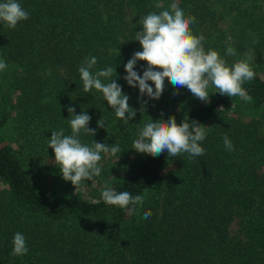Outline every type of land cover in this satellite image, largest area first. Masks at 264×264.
Instances as JSON below:
<instances>
[{
	"label": "trees",
	"instance_id": "1",
	"mask_svg": "<svg viewBox=\"0 0 264 264\" xmlns=\"http://www.w3.org/2000/svg\"><path fill=\"white\" fill-rule=\"evenodd\" d=\"M172 2L18 0L29 19L15 29L0 22V59L7 63L0 71V264H264V76L253 68L256 77L242 85L251 102L213 87L210 101H201L167 78L160 99L141 98L123 79L124 65L142 51L135 40L140 18ZM178 2L196 18L191 29L204 35L205 50L223 58L228 44L216 33L218 5L240 13L248 0ZM128 9L133 17H126ZM92 56L93 73L116 68L113 77L101 79H115L130 97L137 114L127 124L102 92H84L78 68ZM146 64L137 62L141 75ZM66 106L92 117L96 135L81 132L83 143L121 148L116 156L101 153V175L77 188L63 179L48 148L53 131L71 134ZM172 116L205 127L204 155L153 157L132 149L145 123ZM101 117L104 128L97 126ZM225 135L234 150H226ZM56 179L62 185L48 190ZM105 187L143 195V207L106 204ZM149 210L152 216L142 219ZM16 232L26 237V255H11Z\"/></svg>",
	"mask_w": 264,
	"mask_h": 264
},
{
	"label": "clouds",
	"instance_id": "2",
	"mask_svg": "<svg viewBox=\"0 0 264 264\" xmlns=\"http://www.w3.org/2000/svg\"><path fill=\"white\" fill-rule=\"evenodd\" d=\"M157 9H164L162 3L155 4ZM29 13L23 9L18 0H0V22L8 28L15 29L21 21L29 19ZM142 30L136 32L135 40L139 41L142 51H136L124 65L126 75L123 77L133 88L138 87L140 97L158 100L165 90V80L176 89L186 87L196 98L209 102V88L213 87L220 95L239 96L245 102H251L252 97L243 88L246 81L253 80L256 73L251 66L252 57L245 58L229 65L215 49L205 50L203 34L195 35L191 25L196 22L194 16L187 15L179 6L178 0H173L168 9L159 13L151 12L140 18ZM229 56L237 55L236 50L229 46L226 49ZM146 61V67L141 75L136 70L138 61ZM97 64L95 56L86 57L78 71L83 82L85 93L93 89L103 93L117 118L126 124L132 120L137 110L130 106V97L122 90L115 79L103 83L101 78L113 77L116 68L111 66L93 73L91 70ZM7 68V63L0 59V71ZM154 83V88L148 82ZM173 92V95H178ZM148 101L144 100L141 112ZM71 114L69 124L71 134L65 135L63 129L53 131L48 140V148L54 150L55 164L58 165L65 181H70L76 188L84 180H94L102 172L101 153L116 156L121 152L119 144L108 145L94 140L91 145L83 143L80 134L96 135L97 129L89 127L92 117L87 112L76 114L74 106H66ZM99 128L106 126L103 117L97 121ZM206 139V129L197 121L190 123L184 119L178 123L175 116L168 119L150 120L138 129V137L133 141L132 149L139 153L158 157L166 152L168 156L178 157L188 153L190 157L205 154L200 142ZM226 150H234V145L227 135L224 136ZM103 201L108 205L126 209L133 206L143 207L144 196H132L129 192H117L110 187L101 191ZM152 212L146 211L142 219H148ZM12 256H23L29 251L24 234L16 232L12 240Z\"/></svg>",
	"mask_w": 264,
	"mask_h": 264
},
{
	"label": "rangeland",
	"instance_id": "3",
	"mask_svg": "<svg viewBox=\"0 0 264 264\" xmlns=\"http://www.w3.org/2000/svg\"><path fill=\"white\" fill-rule=\"evenodd\" d=\"M243 5L247 6L242 8L240 13L229 5L226 7L218 5L216 33L224 37L228 47H233L237 53L235 56L225 53L223 58L232 65L248 54L252 57L251 66L264 76V0H248L241 3V6ZM126 12L127 18L133 17L132 11L128 9ZM45 181L39 182L42 188L46 185ZM61 185L62 181L56 179L54 183H50L48 190L57 191Z\"/></svg>",
	"mask_w": 264,
	"mask_h": 264
}]
</instances>
